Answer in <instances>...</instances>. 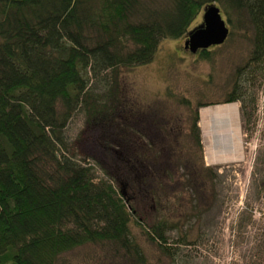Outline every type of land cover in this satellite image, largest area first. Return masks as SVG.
Instances as JSON below:
<instances>
[{
	"label": "trees",
	"instance_id": "1",
	"mask_svg": "<svg viewBox=\"0 0 264 264\" xmlns=\"http://www.w3.org/2000/svg\"><path fill=\"white\" fill-rule=\"evenodd\" d=\"M167 3L0 0V264H56L60 254L86 243L113 244L132 264H145L130 228L144 225L113 174L150 187L157 157L140 143L134 118H125L119 70L149 63L162 39L187 37L210 4L228 28L234 20L251 32L246 62L224 99L238 100L241 117L250 121L254 93L246 84L256 72L264 74V0ZM196 52L210 55L209 47ZM79 110L106 148L103 177L69 151L65 129ZM198 121L195 109L189 133L200 150ZM201 169L207 182L216 176L209 166ZM168 223L142 229L166 245Z\"/></svg>",
	"mask_w": 264,
	"mask_h": 264
},
{
	"label": "rangeland",
	"instance_id": "2",
	"mask_svg": "<svg viewBox=\"0 0 264 264\" xmlns=\"http://www.w3.org/2000/svg\"><path fill=\"white\" fill-rule=\"evenodd\" d=\"M146 1L154 8L168 4L167 0ZM202 14L191 29L201 24ZM229 26L224 43L209 47L208 59L185 49V36L166 38L149 63L119 70L125 118H134L140 143L147 142L145 147L153 150L157 165L156 176L147 177L150 187L141 183L136 187L117 174L113 175L120 184L113 183L128 199L144 230L161 219L170 222L166 245L161 246L149 240L141 226L130 224L145 264H264V74L256 72L246 84L254 93V110L246 122L240 115V102L224 99L237 68L246 62L252 36L234 20ZM228 104L236 106L234 156L222 161L216 155L215 161L208 162L200 110ZM195 109L200 150L189 133ZM85 120L80 110L69 119L65 129L69 151L103 177L106 148L99 143V130ZM202 166L211 167L216 176L207 182ZM56 264L132 262L113 244L86 243L60 254Z\"/></svg>",
	"mask_w": 264,
	"mask_h": 264
},
{
	"label": "bare ground",
	"instance_id": "3",
	"mask_svg": "<svg viewBox=\"0 0 264 264\" xmlns=\"http://www.w3.org/2000/svg\"><path fill=\"white\" fill-rule=\"evenodd\" d=\"M236 117V106L233 104L203 107L200 110L208 162L215 161L216 155L222 161L234 156V146L238 143Z\"/></svg>",
	"mask_w": 264,
	"mask_h": 264
},
{
	"label": "water",
	"instance_id": "4",
	"mask_svg": "<svg viewBox=\"0 0 264 264\" xmlns=\"http://www.w3.org/2000/svg\"><path fill=\"white\" fill-rule=\"evenodd\" d=\"M228 34L229 28L222 18L220 8L210 4L203 10L201 24L188 32L184 48L196 52L199 49L220 45L227 39Z\"/></svg>",
	"mask_w": 264,
	"mask_h": 264
},
{
	"label": "flooded vegetation",
	"instance_id": "5",
	"mask_svg": "<svg viewBox=\"0 0 264 264\" xmlns=\"http://www.w3.org/2000/svg\"><path fill=\"white\" fill-rule=\"evenodd\" d=\"M186 38H187V37H186ZM186 38H185V39H186Z\"/></svg>",
	"mask_w": 264,
	"mask_h": 264
}]
</instances>
